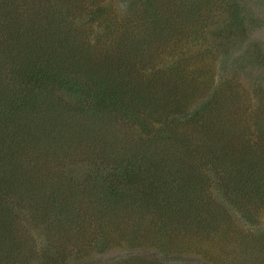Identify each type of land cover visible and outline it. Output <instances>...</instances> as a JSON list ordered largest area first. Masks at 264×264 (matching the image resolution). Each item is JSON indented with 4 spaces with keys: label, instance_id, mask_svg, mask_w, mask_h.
I'll use <instances>...</instances> for the list:
<instances>
[{
    "label": "rangeland",
    "instance_id": "obj_1",
    "mask_svg": "<svg viewBox=\"0 0 264 264\" xmlns=\"http://www.w3.org/2000/svg\"><path fill=\"white\" fill-rule=\"evenodd\" d=\"M154 7L159 15L152 14ZM75 8L77 29L101 48L120 43L121 34L145 39L139 54L133 53L140 57L138 73H132L135 86L160 83L161 76L152 73L167 68L164 78L171 87L159 85L165 102L154 110L140 104L136 116L129 104L131 118L118 117L112 152L49 157L45 171L71 173L72 187L86 194L71 200L78 225L71 234L61 230L58 240L52 217L35 219L27 200L17 206V236L25 250L38 253L28 264H134L152 253L163 264H264V0H79ZM157 21L159 29L150 31L148 24ZM218 146L236 148V157L248 150L253 162L240 159L250 170L239 159L233 166L238 169L226 174ZM129 158L140 163L134 172L146 167L156 181L175 178L169 196L183 189L181 180H197L199 207L186 217L174 216L166 235L157 234L153 204L101 217L92 185L96 177L125 170ZM126 187L134 194L136 181ZM51 240L63 260L45 258Z\"/></svg>",
    "mask_w": 264,
    "mask_h": 264
},
{
    "label": "trees",
    "instance_id": "obj_2",
    "mask_svg": "<svg viewBox=\"0 0 264 264\" xmlns=\"http://www.w3.org/2000/svg\"><path fill=\"white\" fill-rule=\"evenodd\" d=\"M4 1L6 5H0V264H28L38 253L25 250L17 236L13 222L17 206L27 200L35 219L52 217L58 240L64 234L61 230L71 234V229L78 225L76 206L71 200L86 194L83 189L72 187L71 173H47L46 161L59 153L70 160L78 152L90 157L99 156L97 152L103 150L112 152L115 144L112 139L119 132L118 117L131 118L127 114L130 103L136 116L137 105L146 104L152 110L162 106L165 101L159 96V91H163L159 85L170 86L164 78L170 71L167 68L153 71L162 81H150L159 84L135 86L132 73H138L135 65L140 57H133V53L139 54L145 39L121 34L117 38L120 43L107 48L88 42L73 17L77 16L75 5L79 0H54L57 5L49 7H43L41 0L32 4L18 0L0 3ZM81 2L84 4L86 0ZM152 14L159 15L155 11ZM159 26L158 21L148 24L152 32ZM122 41L129 48L121 45ZM179 107L184 108L183 103ZM216 148L223 152L226 174L240 158L247 157L253 162L246 149L236 157V148ZM99 158L100 162L106 160ZM240 161L242 166L248 162ZM124 166L125 170L120 168L113 175L96 177L92 185L95 189L92 200L95 199L101 217L117 216L124 207L127 212L153 204L156 208L153 215L158 220L155 224L161 228L157 234L166 235L174 216L186 217L199 207L197 180L191 176L178 183L183 189H176V194L169 196L167 191L173 192L175 178L156 181L154 176L148 177L152 171L148 173L146 167L134 172L140 163L130 158ZM244 168L250 170L248 164ZM132 172L136 174L133 176ZM64 180L68 182L66 186L62 184ZM135 181L137 188L132 194L134 190L126 186ZM125 202L129 205L124 206ZM47 247L43 252L45 258L63 260L54 241ZM134 264L163 263L159 255L152 253Z\"/></svg>",
    "mask_w": 264,
    "mask_h": 264
}]
</instances>
